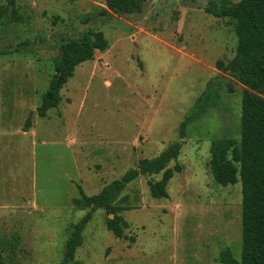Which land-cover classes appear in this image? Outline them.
Instances as JSON below:
<instances>
[{
    "label": "rangeland",
    "instance_id": "rangeland-1",
    "mask_svg": "<svg viewBox=\"0 0 264 264\" xmlns=\"http://www.w3.org/2000/svg\"><path fill=\"white\" fill-rule=\"evenodd\" d=\"M210 1L238 0H144L126 14L106 0H0V252L7 263L62 264L70 224L90 209L74 206L78 185L97 194L180 140V123L218 82L214 105L181 139L183 168L168 196L150 191L149 180L162 174L140 175L123 191L132 208L120 214L135 241L117 237L106 226L112 214L97 208L75 259L224 264L218 257L226 248L240 257L242 184L214 180L210 147L240 136L250 88L219 67L235 55L236 21L209 13ZM90 28L103 31L109 47L77 65L59 106L40 115L62 39Z\"/></svg>",
    "mask_w": 264,
    "mask_h": 264
},
{
    "label": "trees",
    "instance_id": "trees-1",
    "mask_svg": "<svg viewBox=\"0 0 264 264\" xmlns=\"http://www.w3.org/2000/svg\"><path fill=\"white\" fill-rule=\"evenodd\" d=\"M144 0H106L113 12L126 14L141 8ZM206 10L218 17H230L236 21L237 45L235 55L227 63L219 61V67L228 71L248 88L243 89L240 136H223L212 141L210 147V170L214 180L221 185L242 184V248L237 257L230 248L223 249L219 261L224 264H264V0H238L231 3L214 1ZM3 11L0 10V16ZM13 16L19 19L16 12ZM109 41L101 30L90 28L81 38L62 39L60 54L55 61L48 88L42 94L38 107L40 115L58 107L61 90L74 75L77 65L91 60L96 50L104 51ZM210 87L204 99H200L192 111L180 123L179 137L185 138L189 124L200 118L211 108L216 98V87ZM32 127L27 119L24 130ZM175 140L159 155L142 158L125 174L105 185L93 195L85 193L78 185L79 196L73 198L74 206L90 207L79 221L70 224L71 232L66 241L62 264H81L75 259L76 251L83 242V232L97 208L112 214L106 226L117 237L135 241L134 235H127L128 221L120 214L132 208L126 195L127 185L140 175L162 174L159 180H149L151 194L156 197L168 196V183L183 166L177 162L183 141ZM172 161H176L171 165ZM0 264H9L0 252Z\"/></svg>",
    "mask_w": 264,
    "mask_h": 264
}]
</instances>
